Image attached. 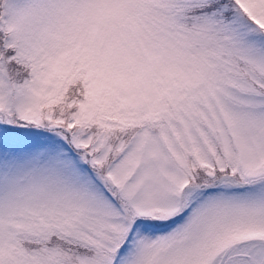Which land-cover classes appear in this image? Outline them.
Returning <instances> with one entry per match:
<instances>
[{"label": "snow or ice", "instance_id": "6c2138e0", "mask_svg": "<svg viewBox=\"0 0 264 264\" xmlns=\"http://www.w3.org/2000/svg\"><path fill=\"white\" fill-rule=\"evenodd\" d=\"M0 264H264V0H0Z\"/></svg>", "mask_w": 264, "mask_h": 264}]
</instances>
